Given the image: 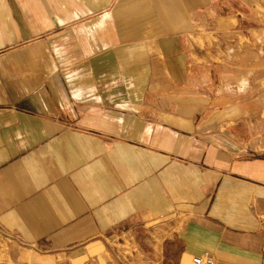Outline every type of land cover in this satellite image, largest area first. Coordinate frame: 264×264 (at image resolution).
Listing matches in <instances>:
<instances>
[{
  "label": "crops",
  "instance_id": "0c3cea01",
  "mask_svg": "<svg viewBox=\"0 0 264 264\" xmlns=\"http://www.w3.org/2000/svg\"><path fill=\"white\" fill-rule=\"evenodd\" d=\"M244 38L264 63V0H0V238L264 264V68L226 85L218 50Z\"/></svg>",
  "mask_w": 264,
  "mask_h": 264
},
{
  "label": "rangeland",
  "instance_id": "374dc122",
  "mask_svg": "<svg viewBox=\"0 0 264 264\" xmlns=\"http://www.w3.org/2000/svg\"><path fill=\"white\" fill-rule=\"evenodd\" d=\"M247 34L249 35V33ZM202 37L207 40L212 39L210 33H205ZM241 46L243 60L241 61L238 59L236 61L237 67H234L235 57L239 58V51L236 46L227 44L223 46V51H220L219 47L218 50L226 58V61H224L226 68L232 69V71L222 72V74L225 75L222 78L223 83L226 85H235L237 82V84L242 85V88L245 90V88H247L256 78V71L264 68V63H260L258 66H247V59L252 51L253 55L257 57L255 53L256 50L254 48L251 49L249 38H244ZM258 56L264 59V49H261V47L258 51ZM217 59V62L213 59L207 60V66L209 64H220L222 66V56L221 59L218 57ZM199 66V70L202 74L205 72L206 66L203 64H200ZM216 73L217 72H212V82L218 81V75ZM159 240L160 238L156 237L155 241H153L155 245H148V238H146V236H141L140 238L137 237L134 244H127L123 248L124 251L121 252L117 250L118 247L116 245H112L111 248H113L114 251H110L107 255H103L100 261L88 262L85 264H175L177 255L174 251L170 250L169 246L162 248L158 246L157 244L160 243ZM40 257H42L41 253H36V251L29 247H22L14 243L12 240L0 238V264H42L39 263L40 261L38 260L41 259ZM57 264L69 263L60 262Z\"/></svg>",
  "mask_w": 264,
  "mask_h": 264
},
{
  "label": "built area",
  "instance_id": "2783aa9c",
  "mask_svg": "<svg viewBox=\"0 0 264 264\" xmlns=\"http://www.w3.org/2000/svg\"><path fill=\"white\" fill-rule=\"evenodd\" d=\"M194 264H214L215 259L210 254H203L192 258Z\"/></svg>",
  "mask_w": 264,
  "mask_h": 264
}]
</instances>
